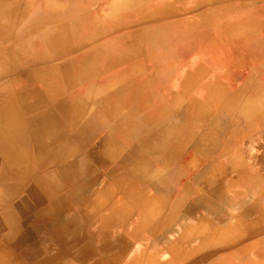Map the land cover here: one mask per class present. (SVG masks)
I'll use <instances>...</instances> for the list:
<instances>
[{
  "label": "crops",
  "instance_id": "1",
  "mask_svg": "<svg viewBox=\"0 0 264 264\" xmlns=\"http://www.w3.org/2000/svg\"><path fill=\"white\" fill-rule=\"evenodd\" d=\"M121 1L0 0V123L4 95L48 92L32 142L55 148L48 127L69 150L39 153L24 111L14 152L5 121L0 172L16 178L0 187L4 208L32 210L17 178L34 173L66 203L35 220L52 251L58 238L148 264H264V185L250 181L264 175V0ZM51 44L72 57H31ZM20 62L28 72H12Z\"/></svg>",
  "mask_w": 264,
  "mask_h": 264
},
{
  "label": "bare ground",
  "instance_id": "2",
  "mask_svg": "<svg viewBox=\"0 0 264 264\" xmlns=\"http://www.w3.org/2000/svg\"><path fill=\"white\" fill-rule=\"evenodd\" d=\"M3 17L5 18V16H3ZM73 49L74 48L68 47V46L60 48L58 46H54L51 44L50 46L46 47V52L44 55L40 54L38 52L32 53L30 55L33 58L35 57L34 58L35 60L36 59H43V61H46L47 63L51 61L54 64L55 60H57L58 58L60 59V56H67L68 58L72 57L70 52H72ZM190 49H192V48H190ZM177 51H179V50H177ZM41 55H43V57ZM78 55H79L77 57L78 59H80V60L86 59L85 51L83 53H79ZM210 57H212V59L215 58L213 56H210ZM216 59L217 58H215V60ZM30 61L31 60H28L29 63H32V61L31 62ZM40 61H42V60H40ZM40 61H37L36 63L38 64ZM36 63H34L36 65L35 69H34V67H31V70L33 68L34 70L39 71L42 74L43 73L46 74L47 72L53 71L52 67L49 68L50 64H48V67L46 69H44V68L40 67L39 65H37ZM21 65H23L21 62L18 65H15L13 67L12 72H17V73L22 74V73H26L29 71V69L25 68L24 66L22 67ZM83 65H84V63H83ZM29 66H34V65L29 64ZM68 70H69V68L64 65L62 68L61 74L68 72ZM14 74H16V73H14ZM27 87L28 86H26V88ZM20 91L18 90L17 92L14 91L13 94L9 93V94L4 95V96H6V98L4 100V103H5V109L4 110L5 111L3 110L4 112L3 111L1 112L2 116L4 117V119L6 121V124L8 122L9 126L13 125L12 128L14 130V138H13V150H14V152L19 151V148H21V140L20 139L24 135L26 136V134H24L25 130H24L23 126L25 127V123H24L23 116H22V114H24V111H26L27 118H28L27 123L29 125V132H30L29 134H27V136L30 139V143L31 144L36 143V146H39V150H38L39 153L46 152L47 154L52 155V156H50V158L53 157V152L55 151V148H57L58 150L61 149L62 150L61 156H65V154L69 153V150L67 148L68 146L65 145L64 142H62V143L56 142L57 144H54V142H53L54 137L50 136L51 131H49L48 127L44 128L42 130L41 135L48 136L47 138L51 141V146L52 147L54 146L55 148L45 149L44 144L40 143L41 141L38 142V140H35V142H32L33 138L37 135L36 131L37 132L39 131L37 129V127L35 126V124L42 122V119H43V116H40V115L36 116L32 110H34L35 108H40V104L42 102L41 98H43L45 93H48V92H42V94H44L43 96L39 95L37 92L31 93L32 94L31 96H33L32 101L30 103H27L24 96L19 94ZM26 95H27V93H26ZM55 102L56 101H54L52 103L54 105H56ZM72 103H73V101L71 99H67L65 102H62V105H71ZM78 105L80 107L79 103H78ZM17 106H19L18 107L19 110L15 109V108H17ZM5 121H4V123H5ZM2 122L0 123V128H2V129H6L7 127L10 128L7 125H6V127H4L5 124L3 123L4 124L3 125ZM46 147H47V145H46ZM1 148H2V146L0 145V151L3 149V148L2 149ZM59 160H61V158ZM47 162L49 164L54 165L55 160L50 159ZM41 165H42V167L47 166L46 163L45 164L42 163ZM7 168H8V170H7V172H5V170ZM67 168H69V167H67ZM6 169L2 170V172H0L1 173L0 174V181H1L0 187H3V188L8 186L7 181H9L10 179L16 178L13 176V171H12L11 165H7ZM22 178L23 177L18 176L17 181H19L23 185L27 184L28 187H29L30 183L33 181L34 184L36 185L38 191L41 192L42 197H43V201L38 205L37 209L33 213L34 217H38V218L40 217L41 218L40 213H41L42 208L40 209V205H42L43 203L49 202L50 207H52L54 210L56 207H58L60 209L66 205L65 200L63 201L61 199L57 203V199H55V197H54L55 192L53 190V187L51 186L52 185L51 182L49 180L47 181L43 176L39 177V176L35 175L34 173H32L29 175V178L31 180L25 179L24 181H22L21 180ZM253 178L254 177H252L250 179L252 184L264 185V175H260L259 177H255L254 179ZM68 200L74 201L75 198L72 197ZM3 201H4V199H0V205L2 204ZM11 214H12V212L10 210H8V209L5 210V208H3V212L0 215V217L5 219L4 220L5 223H9V226L6 227L5 231L2 230L3 233H6V235H7V233L11 234V237L8 239V238L4 237V234L2 232H0L1 233L0 234V264H139V260H138L139 255L137 256L136 254H134V252L132 253V255H130V254L125 255V251L127 249L124 252H123V249H120L121 253L123 252L122 255L120 253V256L116 260L109 261L105 257L107 250L103 248L104 246L103 247L98 246V250L94 252V250L89 249L88 246H86L84 244H80V242H82V241H75V240L72 242L73 244L71 246V242L64 241V240H61L58 238L53 239V241H50V242L52 243V245L55 244L57 247H56L55 251H53V253L50 255L43 254L39 250H32V248H28L27 245H30L36 241L41 242V243L43 242L41 240V236L43 235L42 227L30 226L29 222L27 221L29 219H24L25 214L19 215L20 219L17 218L14 213H13V216H11ZM21 219H24V221ZM31 222H32V220H31ZM0 223H3V222L0 220ZM24 223H25V225H24ZM23 225L25 227H23ZM64 228H65V226H64ZM40 229L42 231H40ZM123 256H124V258H123ZM149 261L147 260V262L145 264H148Z\"/></svg>",
  "mask_w": 264,
  "mask_h": 264
},
{
  "label": "rangeland",
  "instance_id": "3",
  "mask_svg": "<svg viewBox=\"0 0 264 264\" xmlns=\"http://www.w3.org/2000/svg\"><path fill=\"white\" fill-rule=\"evenodd\" d=\"M121 2H124L123 0L121 1ZM125 2H126V9H127V11H131V10H134L135 8H136V6H135V3L137 4V3H139L140 4V2H142L143 4L144 3H146V2H148L147 0H125ZM224 2V1H223ZM68 3H69V0H62V7L64 8V7H67L68 6ZM188 3H189V7H190V10L192 11V5L195 3V1H193V0H189L188 1ZM138 4V5H139ZM144 6V5H143ZM132 12V11H131ZM195 19L196 20H198V18L197 17H195ZM85 51V48H77V53L79 54V53H83ZM10 62L13 64V59H10ZM19 64V63H18ZM4 64H2V62H0V68H1V66H3ZM14 65H17V64H14ZM30 192V193H29ZM26 196H27V200H28V203L30 204V207L33 209V210H31V211H26V212H18V213H15V212H12V214H11V216H13V213L16 215V217L17 218H19V215H23V214H25V217H24V219H29V220H27L28 222H29V225L30 226H41V225H43V223L41 224V223H38V222H36L35 220H38V219H40V217L38 218V217H34L33 216V213H34V211L37 209V207H38V205L43 201V197H42V194H41V192H39L38 191V189H37V187H36V185L34 184V182L32 181L31 183H30V185H29V187H28V185H27V192H26ZM6 204V202H5V200L2 202V204L0 205V215H1V213L3 212V208H4V206L3 205H5ZM30 208V209H31ZM5 210H7V209H5ZM33 211V212H32ZM27 217V218H26ZM32 217V218H31ZM20 219V218H19ZM24 219H21V220H23L24 221ZM0 220L3 222V223H1V229L3 230V231H5V229H6V227L7 226H9V223H5V219H3L2 217H0ZM8 220V219H7ZM31 220H32V222H31ZM8 222V221H7ZM24 225H25V223H24ZM23 225V227H25ZM3 233V232H2ZM4 234V237L5 238H10L11 237V234L10 233H7V235H6V233H3ZM36 244V245H35ZM28 246V248H32V250H39L41 253H43V254H47V255H50V254H52L53 253V251H52V249H49L48 247H46L44 244H43V242L41 243V242H34V243H32V244H30V245H27ZM134 246V245H133ZM108 251V250H107ZM130 252V251H129ZM129 252H125V255H129ZM120 253L121 252H119V251H117V253L115 252V253H109V252H107L106 253V255H105V257L109 260V261H113V260H116L119 256H120ZM123 253V252H122ZM122 253H121V255H122ZM133 253V252H132ZM123 258H124V256H123ZM138 260H139V264H143L144 262H147V260L149 261V257H147V255H143L142 253H141V255H139L138 256ZM142 262V263H141Z\"/></svg>",
  "mask_w": 264,
  "mask_h": 264
}]
</instances>
